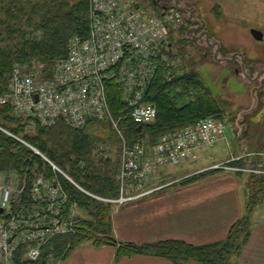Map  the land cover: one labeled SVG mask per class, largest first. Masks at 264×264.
I'll return each instance as SVG.
<instances>
[{"label": "built area", "instance_id": "1", "mask_svg": "<svg viewBox=\"0 0 264 264\" xmlns=\"http://www.w3.org/2000/svg\"><path fill=\"white\" fill-rule=\"evenodd\" d=\"M140 9L133 0H89L88 35L73 37L68 55L58 59L51 72L14 67L10 90L0 95V104L10 103L15 115L27 118L29 131L61 119L76 128L97 120L122 134L124 112L138 125L153 122L157 107L148 97V88L161 66L176 65L170 53L175 52L174 36L183 20L176 8L163 14ZM165 77L169 80L172 75ZM109 84L119 88L125 104V111L117 116L109 102ZM225 129L223 121L206 116L161 135L154 144L139 140L130 145L124 136L116 169L119 194L108 197L82 189L37 147L0 125L1 131L40 155L55 173L52 178L37 174L27 184L26 174L0 171V264H38L52 238L73 230L59 174L97 199L122 203L175 183L177 179L158 183L159 168L197 159L199 149L225 137ZM242 156L211 168L264 172L259 166L229 164ZM71 211L75 215L73 206ZM47 258L45 264H58L52 255Z\"/></svg>", "mask_w": 264, "mask_h": 264}, {"label": "trees", "instance_id": "2", "mask_svg": "<svg viewBox=\"0 0 264 264\" xmlns=\"http://www.w3.org/2000/svg\"><path fill=\"white\" fill-rule=\"evenodd\" d=\"M159 1H153V5H159ZM88 33L89 0H0V95L10 90L14 67L19 65L27 71L51 72L54 63L68 55L71 39L86 37ZM180 36H174L175 52L170 53V59L174 61H178V56L186 57L188 43L186 39H179ZM177 65V62L169 67L164 65L157 71L148 88V97L157 107V116L153 122L143 124L141 130L124 112L119 88L109 84V102L114 114L124 112L126 115L123 117L124 136L130 145L146 139L144 136L154 144L161 135L194 124L202 117L213 116L221 121L225 118L221 101L200 74L187 62L181 64L184 70L179 73ZM167 74L172 75L171 79H166ZM28 121L15 115L10 103L0 104V125L38 147L86 190L101 196H118L116 169L121 140L116 133L106 139L90 131L89 124L76 128L64 119L51 126L37 124L35 130L29 131ZM234 163L244 165V158ZM0 171L26 174L27 184L37 174L46 178L55 174L40 155L1 130ZM58 177L68 195L65 212L72 221L73 230L52 238L44 247L38 264H45L51 255L59 263L86 240H92L95 246L115 245L118 257L148 254L166 257L173 264H233L232 256L239 254L250 236L249 214L255 201L254 204L247 203L245 215L233 223L227 237L220 241L196 245L166 239L139 244L112 239V204L83 192L64 175ZM75 204L85 210L89 218L73 215L71 205Z\"/></svg>", "mask_w": 264, "mask_h": 264}, {"label": "rangeland", "instance_id": "3", "mask_svg": "<svg viewBox=\"0 0 264 264\" xmlns=\"http://www.w3.org/2000/svg\"><path fill=\"white\" fill-rule=\"evenodd\" d=\"M133 1L134 4L140 6V10L147 14L172 12V8L181 11L183 20L181 27L184 30L180 29L175 37L181 35L179 39H186L188 45L186 57L178 56V61H176L179 64L177 65L179 73L184 70L181 64L187 62L200 74L206 85L221 101L225 110L223 119L226 124V138H223L226 139L224 140L225 145L230 142L236 152L247 151V153L249 151L258 152L257 150L264 148V88L262 85L259 86L261 79H264V37L259 40L252 34V29H259L264 35V0H160L159 5L156 6L153 5V0ZM212 42L214 44H211ZM253 77H259L260 81L253 80ZM88 127L90 131H94L99 137L105 136L106 139L108 135L115 136V133L120 140L124 137L122 127L121 134L118 130H111V127L101 121H91ZM113 138L117 139V137ZM144 138L147 140L142 138V141L147 143L148 137L144 136ZM148 144H151L150 141ZM203 154L208 157V150H205ZM198 159L161 168L164 169V173L171 176L169 179L173 180V177H179L184 172L196 168ZM237 177L247 180L248 186L251 187L248 205L254 204V201L256 204L260 199L264 201V179L253 181L254 179L249 178L247 173L237 175ZM177 185H181L178 179L169 186ZM79 187L85 190L83 186L79 185ZM128 201L111 203V216L116 209L119 210L118 205H123ZM73 207L75 215L89 218L85 210H80L76 204ZM128 212L131 213V211ZM134 212H137L139 216L137 209ZM126 213H123L124 216ZM117 230V237L114 235L116 238L133 239L123 224ZM134 242L141 243L137 240ZM86 243L93 245L92 240H86L82 244ZM110 247L113 250L117 249L115 245H110ZM236 257L237 255L234 254L231 261L235 262ZM118 259L119 257L110 264H115Z\"/></svg>", "mask_w": 264, "mask_h": 264}, {"label": "crops", "instance_id": "4", "mask_svg": "<svg viewBox=\"0 0 264 264\" xmlns=\"http://www.w3.org/2000/svg\"><path fill=\"white\" fill-rule=\"evenodd\" d=\"M223 138L198 150L196 168L184 172L180 178L178 176L172 178L178 179L181 185H167L145 197L118 205L119 210L116 209V212L112 213L114 235L117 237V228L123 224L133 238L123 241L137 240L144 243L179 239L200 245L223 240L233 223L246 213L251 193L248 181L237 175L247 173L249 178L254 179L253 181L264 179V172L254 174L228 168L212 169L214 164L225 163L243 155L244 165L236 164L234 161L229 164L241 167L259 166L264 170L262 154L264 148L259 152H236L230 142L225 145L226 139ZM205 150H208V157L203 154ZM251 155L254 156L250 157ZM206 170L209 172H205ZM159 172L158 183L172 181L169 179L171 176L164 173L163 168H160ZM195 174L199 175L186 180ZM135 209L139 211V216L134 212ZM123 213H126L125 216ZM249 217L250 236L233 264H264V201L260 199L254 205ZM110 245L80 244L58 264H110L118 257L117 249L113 250ZM115 264H173V262L162 256L137 254L120 256Z\"/></svg>", "mask_w": 264, "mask_h": 264}, {"label": "water", "instance_id": "5", "mask_svg": "<svg viewBox=\"0 0 264 264\" xmlns=\"http://www.w3.org/2000/svg\"><path fill=\"white\" fill-rule=\"evenodd\" d=\"M153 1H155V0H153ZM252 34L254 35V37L256 39H259V40L263 39V37H264L263 32L259 29H252ZM141 128H142V125H139L138 130H141ZM111 238L116 239L114 236H111Z\"/></svg>", "mask_w": 264, "mask_h": 264}, {"label": "flooded vegetation", "instance_id": "6", "mask_svg": "<svg viewBox=\"0 0 264 264\" xmlns=\"http://www.w3.org/2000/svg\"><path fill=\"white\" fill-rule=\"evenodd\" d=\"M192 22H193V21H192ZM237 72H238V70H237ZM252 79H253V80H256V81H257V80L260 81V78H259V77H258V78H257V77H253ZM261 80H262V81L259 83V86L262 85V87L264 88V79H261Z\"/></svg>", "mask_w": 264, "mask_h": 264}]
</instances>
